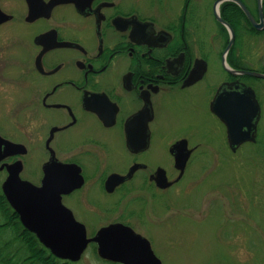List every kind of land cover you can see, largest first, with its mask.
<instances>
[{
  "label": "flooded vegetation",
  "instance_id": "1",
  "mask_svg": "<svg viewBox=\"0 0 264 264\" xmlns=\"http://www.w3.org/2000/svg\"><path fill=\"white\" fill-rule=\"evenodd\" d=\"M231 30L226 59L243 69L238 61L247 48L240 46L250 47L264 31V0H0V136L25 147L4 156L0 171L7 174L3 164L17 159L23 170L21 157L29 152L40 153L36 184L51 157L77 165L83 183L61 200L87 234V223L117 213L95 234L113 222L127 224L119 217L126 214L121 202L131 190H139L138 199L151 197V188L162 196L191 157L220 155L208 150L211 141L198 126L218 121L232 152L249 142L264 148V99L255 89V139L234 150L212 109L221 86L224 107L232 112L234 99L242 100L241 83L249 85L245 75L222 65ZM216 57L224 73L218 80L209 75ZM234 80L238 85H226ZM152 139L168 142V166L147 158ZM119 142L127 155L121 164L114 150ZM178 151L187 153L179 178ZM169 167L177 172L173 179ZM130 170L107 188L112 174ZM161 170L173 181L169 186L158 184Z\"/></svg>",
  "mask_w": 264,
  "mask_h": 264
},
{
  "label": "rangeland",
  "instance_id": "2",
  "mask_svg": "<svg viewBox=\"0 0 264 264\" xmlns=\"http://www.w3.org/2000/svg\"><path fill=\"white\" fill-rule=\"evenodd\" d=\"M253 43L250 47L240 46L247 51L238 64L261 70L264 31ZM219 62L216 57L210 63L209 75L217 80L224 74ZM247 81L264 99V78L248 77ZM208 125L198 126L199 134L210 139L214 148L210 146L208 150L215 149L220 155L191 157L181 179L163 190L162 196L151 188V197L144 194L138 199L139 190H131L121 202L126 214L119 219L149 239L162 264H264V148L260 142H249L232 152L225 146L222 125L218 121H209ZM115 146L117 163L121 164L126 151L122 142ZM167 148V141L152 139L147 158L168 166L171 157ZM21 159V177L36 183L40 153L29 152ZM167 174L173 179L177 172L169 167ZM5 177L6 173L0 171V188ZM118 198L115 195L112 204ZM116 216L115 211H110L96 221L90 220L88 235L97 226L116 220ZM73 262L122 264L100 258L94 243Z\"/></svg>",
  "mask_w": 264,
  "mask_h": 264
},
{
  "label": "water",
  "instance_id": "3",
  "mask_svg": "<svg viewBox=\"0 0 264 264\" xmlns=\"http://www.w3.org/2000/svg\"><path fill=\"white\" fill-rule=\"evenodd\" d=\"M247 13L251 18L248 11ZM216 14L222 20L217 11ZM223 22L227 25L225 21ZM232 40L233 32L231 30L230 41L222 58L224 68L231 73L264 78V72L248 69L238 70L226 63L225 54ZM204 68L200 67L199 70H204ZM241 84L243 86L242 100L240 102L238 99H234L231 106L232 112L217 103V99L224 96L222 86L217 91L212 106L213 111L226 126L228 141L233 150L240 143L255 139L256 124L259 118V104L254 90L244 83ZM226 85L236 86L238 83L234 80ZM235 107H240L242 113H237L234 110ZM181 143L174 144V148L178 150ZM24 150L23 144L6 140L0 136V159L7 155L22 153ZM186 160L187 153L181 155L178 151L175 154V163L180 169L177 178L182 175ZM3 165L7 169V175L1 184L5 198L17 212L24 227L32 231L53 255L76 261L80 259L88 243L94 242L97 254L109 261L122 264H162L154 253L149 240L121 222L101 226L94 235L87 236L85 225L76 220L71 210L61 201L63 193H67L83 183L77 165L59 162L51 157L43 164V176L39 185L20 177L21 160L17 159ZM131 170L126 175L112 174L107 180V188H110V184H117L129 177ZM161 173L157 178L158 184L162 187L169 186L173 181L167 180L163 170ZM65 175L70 177L64 178Z\"/></svg>",
  "mask_w": 264,
  "mask_h": 264
},
{
  "label": "trees",
  "instance_id": "4",
  "mask_svg": "<svg viewBox=\"0 0 264 264\" xmlns=\"http://www.w3.org/2000/svg\"><path fill=\"white\" fill-rule=\"evenodd\" d=\"M260 71L264 72V68ZM250 76H247L248 78ZM0 264H74L56 257L23 226L0 188Z\"/></svg>",
  "mask_w": 264,
  "mask_h": 264
},
{
  "label": "snow or ice",
  "instance_id": "5",
  "mask_svg": "<svg viewBox=\"0 0 264 264\" xmlns=\"http://www.w3.org/2000/svg\"><path fill=\"white\" fill-rule=\"evenodd\" d=\"M217 103L223 107L225 104H227V101L223 98V97H220L217 99Z\"/></svg>",
  "mask_w": 264,
  "mask_h": 264
}]
</instances>
